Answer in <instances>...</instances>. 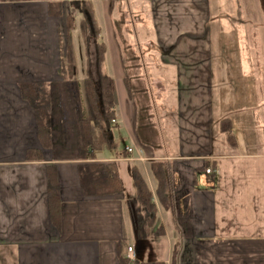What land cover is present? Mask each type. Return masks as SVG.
<instances>
[{
  "label": "crops",
  "instance_id": "obj_1",
  "mask_svg": "<svg viewBox=\"0 0 264 264\" xmlns=\"http://www.w3.org/2000/svg\"><path fill=\"white\" fill-rule=\"evenodd\" d=\"M214 2L92 0L101 62L71 0L0 2V264H133L129 247L140 264H264V0H230L242 20L216 26ZM100 76L114 114L95 122ZM134 170L156 207L137 227Z\"/></svg>",
  "mask_w": 264,
  "mask_h": 264
},
{
  "label": "trees",
  "instance_id": "obj_2",
  "mask_svg": "<svg viewBox=\"0 0 264 264\" xmlns=\"http://www.w3.org/2000/svg\"><path fill=\"white\" fill-rule=\"evenodd\" d=\"M24 1H32V0H0V2L3 3L24 2ZM49 1L51 2L52 5L62 6L65 0H49ZM77 13L78 15L82 16L80 25H81V32L85 44H87L88 47L92 43L96 45L99 61L101 62L102 55L104 54V49L103 46L99 44L100 29L94 13L92 0H71V14L69 17V22L71 24L69 25L70 27L72 26L73 20H75L74 16H76ZM90 80H91L92 90L90 92L87 91L88 108L90 110V118H91L90 120L97 122V120L99 119H107L110 116L112 117L114 111L113 110L108 111L107 108V102L109 103L110 106L113 105L112 93L107 87L109 80L106 77L100 76V79L98 81L99 86L95 84L92 78H90ZM38 86L39 85H35V84L30 85L29 88L31 89V92L24 93V97L26 100L30 102L32 107H34V109L37 112L40 131L42 132L47 131V135L50 138L51 122L47 109L48 104L45 103L49 98V95L47 94V92L45 93L44 87H38ZM87 121L90 122L89 119ZM226 124L227 122L225 121L224 125ZM82 130L84 132L82 135L83 141L85 144H88L90 141L89 137L91 135V130L88 129L87 131H84L85 130L84 128H82ZM133 178H134L135 186L138 191V195L140 196L139 197L140 200H130L133 222L137 227L139 226L140 221L143 217L141 215V209L143 208L144 210H147L148 215L150 217H153L154 219L156 214V207L152 200V196L150 191L148 190L147 185L145 184L143 178L141 177V175L137 170L133 171ZM109 184H111L112 188H114L117 186L118 180L117 179L109 180ZM55 199H57L56 194L51 189L50 200L52 202V209L54 211H57V204ZM120 264H130V262L129 260L127 259L125 260L120 257Z\"/></svg>",
  "mask_w": 264,
  "mask_h": 264
},
{
  "label": "rangeland",
  "instance_id": "obj_3",
  "mask_svg": "<svg viewBox=\"0 0 264 264\" xmlns=\"http://www.w3.org/2000/svg\"><path fill=\"white\" fill-rule=\"evenodd\" d=\"M213 1H218V0H213ZM236 1V0H233V2ZM215 4V10L216 12H214L213 14V21H212V24H214L215 26L216 25H219V24H226V23H229V22H232L234 20H242L241 19V15L238 14V12L236 11V9L234 10V4L233 6L231 7V10H225L226 8H228L230 6V0H223V8H224V11L223 12H219V9L220 7H216V3L214 2ZM261 8V7H260ZM263 11V9H262ZM263 17V20H264V14L261 15ZM250 17H252L253 19H262L260 17V14L259 13H256V14H252V16L250 15ZM227 26V25H226ZM229 40L233 39L234 36H231L229 35ZM230 43V42H229ZM256 43L260 44L258 41H256ZM264 116V110H256L254 112V116L253 117H256L255 120L257 122V120L261 119L262 117Z\"/></svg>",
  "mask_w": 264,
  "mask_h": 264
},
{
  "label": "built area",
  "instance_id": "obj_4",
  "mask_svg": "<svg viewBox=\"0 0 264 264\" xmlns=\"http://www.w3.org/2000/svg\"><path fill=\"white\" fill-rule=\"evenodd\" d=\"M130 151H132V150H130ZM206 173L212 174L213 170L210 168V169L206 170ZM127 251H128V258L130 259V261H132L133 264H140L136 258L133 247H129Z\"/></svg>",
  "mask_w": 264,
  "mask_h": 264
}]
</instances>
